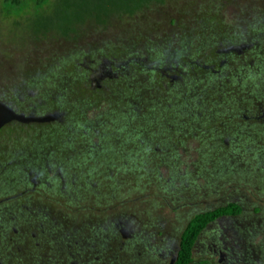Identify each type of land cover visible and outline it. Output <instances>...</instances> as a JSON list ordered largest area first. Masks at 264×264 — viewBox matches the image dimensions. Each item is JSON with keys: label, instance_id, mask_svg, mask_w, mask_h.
Segmentation results:
<instances>
[{"label": "rangeland", "instance_id": "obj_1", "mask_svg": "<svg viewBox=\"0 0 264 264\" xmlns=\"http://www.w3.org/2000/svg\"><path fill=\"white\" fill-rule=\"evenodd\" d=\"M69 2L21 13L0 0V98L64 112L0 131V200L12 197L1 264H161V239L175 245L194 213L229 201L243 212L221 224L264 263V122L243 117L264 105V0H165L133 15L119 14L124 0ZM243 41L256 43L220 73L188 62L175 86L149 69L94 80L133 58L212 63Z\"/></svg>", "mask_w": 264, "mask_h": 264}, {"label": "flooded vegetation", "instance_id": "obj_2", "mask_svg": "<svg viewBox=\"0 0 264 264\" xmlns=\"http://www.w3.org/2000/svg\"><path fill=\"white\" fill-rule=\"evenodd\" d=\"M256 42L248 41V42H241L239 44H233V45H227L226 47L220 48L217 51V57L215 61L212 63H203L199 60H188L184 65L180 64H166L163 66L159 65H149L145 64V60H140L137 58L129 59L127 61L117 63L114 66L108 65V68L104 69L100 74L99 77H94V80L96 81L97 86L102 85V80L105 77H119V75L122 74H132L140 69H149L150 71L160 73V75L164 78H167L169 80V83L175 86L176 84H179L185 77L188 72L184 70V67H188L189 65L193 67H200L204 70L211 71L213 74H218L221 72V68L228 63L229 56L230 55H239L242 54L245 50L251 49L253 45ZM189 62V65H188ZM106 63H109L106 61ZM188 65V66H187ZM0 101L9 105L12 107L17 113L24 114L27 117H44L48 115H57L62 114L60 119H52L50 121H29V122H23L19 120H12L11 122L3 125L0 128V131L8 126L11 123H19L24 125L29 124H43V123H49L54 121H62V117L64 115V112L61 111H54L49 112L45 114H40L35 109L30 110H23L19 111L14 106H12L7 101L0 98ZM243 117L246 120H254V122H264V105L259 106V111L255 112L253 115H248L246 113L243 114ZM256 124V123H255ZM225 143H228V140H224ZM2 168H9V166H3ZM2 169H0V183L2 184L5 181V177L10 175H2ZM34 182H36L35 179H33ZM14 197V196H13ZM12 197H7L6 199H1L0 204H2L4 201L11 199ZM230 203H235L239 206V204L236 201H229L225 204L219 205L215 208L208 209L206 211L214 210L220 206H225ZM242 208V206H241ZM206 211H198L194 213L191 218L188 220L186 225L182 228L181 234L179 237L178 242L169 247L168 244H166L164 239H161L163 241L162 245H159L156 249L158 250V254L163 258V260H159L161 264H163V261L167 260V264H172L173 259H175V262L177 260L178 252L180 250V243H181V236L183 234V231L187 227L190 220L197 214L203 213ZM243 212L242 211L238 214H222L211 221H209L203 229L200 231L199 235L197 236L192 250V261L190 264H264L263 259H259L252 254V249L250 247L244 246L241 244L240 240L234 239L232 235H236V231H234L235 228H232V231L224 225L221 224L222 219H225L227 217H234L238 216ZM218 222V225H214V223ZM15 231H17L16 228H14ZM120 231L124 235V237H127V231L120 228ZM234 231V232H233ZM237 237V236H236ZM174 262V264H175ZM1 264V262H0Z\"/></svg>", "mask_w": 264, "mask_h": 264}, {"label": "trees", "instance_id": "obj_3", "mask_svg": "<svg viewBox=\"0 0 264 264\" xmlns=\"http://www.w3.org/2000/svg\"><path fill=\"white\" fill-rule=\"evenodd\" d=\"M64 2L67 7L71 6L69 0H55V3ZM127 6L124 7L119 14L133 15L139 10L143 9L149 3L156 2L164 3L165 0H124ZM51 0H3V3L8 12H14L16 8H20L22 13L25 9L33 6L37 11L44 9L46 6L50 5ZM54 3V4H55ZM242 211L241 206L230 203L225 206H220L214 210L206 211L195 215L187 227L183 231L181 236L180 250L178 252L177 260L175 264H190L193 258L192 250L194 242L199 235L203 227L215 217L222 214H238Z\"/></svg>", "mask_w": 264, "mask_h": 264}, {"label": "water", "instance_id": "obj_4", "mask_svg": "<svg viewBox=\"0 0 264 264\" xmlns=\"http://www.w3.org/2000/svg\"><path fill=\"white\" fill-rule=\"evenodd\" d=\"M62 114L48 115L44 117H27L24 114L17 113L12 107L0 101V128L11 122L12 120H19L23 122L29 121H50L52 119H60ZM175 259H173L172 264H174Z\"/></svg>", "mask_w": 264, "mask_h": 264}]
</instances>
